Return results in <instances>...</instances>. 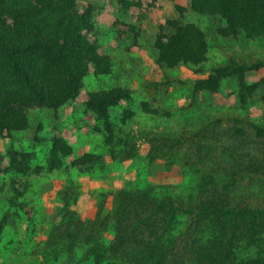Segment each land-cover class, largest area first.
<instances>
[{
	"label": "rangeland",
	"instance_id": "1",
	"mask_svg": "<svg viewBox=\"0 0 264 264\" xmlns=\"http://www.w3.org/2000/svg\"><path fill=\"white\" fill-rule=\"evenodd\" d=\"M74 1L111 69L90 65L75 99L0 135V264L153 258L143 219L116 211L120 192L164 208L176 264H264V38L222 36L190 0ZM176 20L204 33V62L159 59ZM119 88L110 136L88 102ZM199 243L206 254H192Z\"/></svg>",
	"mask_w": 264,
	"mask_h": 264
},
{
	"label": "trees",
	"instance_id": "2",
	"mask_svg": "<svg viewBox=\"0 0 264 264\" xmlns=\"http://www.w3.org/2000/svg\"><path fill=\"white\" fill-rule=\"evenodd\" d=\"M190 7L194 12L220 17L226 24V29L219 32L222 36L243 32L248 37L264 38V0H190ZM91 21V15L76 12L74 0H0V135L27 129L28 109L55 110L75 99L90 65L98 74L110 71V58L100 55L96 42L88 36ZM168 26L175 32L164 37L166 42L157 40L161 61L174 66L179 62L200 64L206 60V37L196 25H182L176 20ZM123 92L126 91L119 88L94 93L88 102V108L100 117L110 136L113 128L109 108L118 103ZM130 195L117 194L116 211L133 220L142 218L139 227L154 238L152 242L151 236L146 238L142 233L152 243L154 256L141 261L139 258L145 256L142 251L132 264H176L174 252L171 255L163 251L164 208L156 204L143 206L135 195L132 196L135 199ZM173 216L174 212L170 217ZM197 250L193 247L192 254L208 252L203 243L197 245Z\"/></svg>",
	"mask_w": 264,
	"mask_h": 264
}]
</instances>
